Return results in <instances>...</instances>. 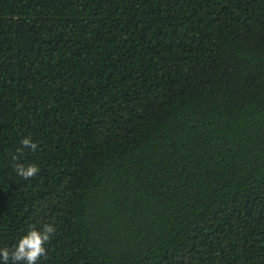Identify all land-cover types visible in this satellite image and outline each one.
Returning a JSON list of instances; mask_svg holds the SVG:
<instances>
[{
  "label": "trees",
  "instance_id": "1",
  "mask_svg": "<svg viewBox=\"0 0 264 264\" xmlns=\"http://www.w3.org/2000/svg\"><path fill=\"white\" fill-rule=\"evenodd\" d=\"M42 224L38 264H264V0H0V247Z\"/></svg>",
  "mask_w": 264,
  "mask_h": 264
},
{
  "label": "clouds",
  "instance_id": "2",
  "mask_svg": "<svg viewBox=\"0 0 264 264\" xmlns=\"http://www.w3.org/2000/svg\"><path fill=\"white\" fill-rule=\"evenodd\" d=\"M20 144L29 151H35L37 144L31 136H25ZM39 169L35 163L17 164L15 172L18 176L28 179L35 176ZM55 229L52 224L32 226L16 239L11 249L0 247V264H38L41 257L46 254L45 245L49 242Z\"/></svg>",
  "mask_w": 264,
  "mask_h": 264
}]
</instances>
